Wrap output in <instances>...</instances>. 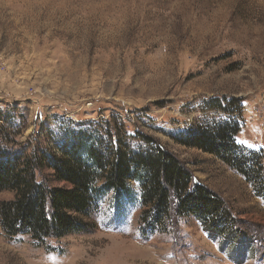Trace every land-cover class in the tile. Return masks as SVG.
<instances>
[{
	"label": "rangeland",
	"instance_id": "obj_1",
	"mask_svg": "<svg viewBox=\"0 0 264 264\" xmlns=\"http://www.w3.org/2000/svg\"><path fill=\"white\" fill-rule=\"evenodd\" d=\"M232 101L239 114L218 108ZM226 121L260 153L264 177V0H0L2 152L59 154L81 132L105 152L163 146L234 219L231 236L212 235L173 209L151 230L131 181L133 198L97 195L81 215L88 232L40 242L0 221V264H264V196L251 176L179 141ZM14 197L2 191L0 203Z\"/></svg>",
	"mask_w": 264,
	"mask_h": 264
},
{
	"label": "trees",
	"instance_id": "obj_2",
	"mask_svg": "<svg viewBox=\"0 0 264 264\" xmlns=\"http://www.w3.org/2000/svg\"><path fill=\"white\" fill-rule=\"evenodd\" d=\"M218 108L234 115L241 106L232 101L229 108ZM239 131L232 121L198 125L179 141L230 165L237 163L234 166L248 173L256 191L264 196L260 153L236 141ZM91 137L84 132L73 134L72 145L68 147L65 142L58 147L59 154L46 149L2 152L0 147V193L15 192L13 199L0 203L1 226L8 235L28 234L43 242L48 237L88 232L90 222L81 215L90 213L97 195L114 191L118 198H133L130 182L137 181L143 204L151 209L147 211L150 216L145 217L149 229H157L174 209L179 215H193L212 235L231 236L228 230L234 219L224 200L205 184L193 183L190 169L172 151L159 145L135 151L115 141L105 152L92 142L87 144L86 138ZM46 170L52 172L46 174ZM51 178L67 185L55 186Z\"/></svg>",
	"mask_w": 264,
	"mask_h": 264
}]
</instances>
